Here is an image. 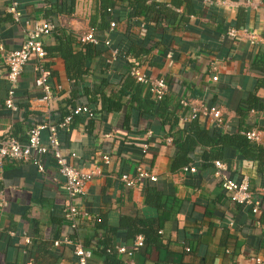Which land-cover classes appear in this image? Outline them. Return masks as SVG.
I'll use <instances>...</instances> for the list:
<instances>
[{
    "label": "crops",
    "instance_id": "crops-1",
    "mask_svg": "<svg viewBox=\"0 0 264 264\" xmlns=\"http://www.w3.org/2000/svg\"><path fill=\"white\" fill-rule=\"evenodd\" d=\"M17 1L21 19L31 20L44 18L50 4L61 0ZM153 1L164 5L156 23L145 24L141 15L123 18L111 29L94 30V35L122 46L128 44L127 38L144 41L147 52L138 53L136 60L146 75L164 78L168 91L162 99L172 117L185 112L178 108L181 96L193 105H214L222 114L220 128L203 116L196 119L209 134L255 130L259 140L250 141L264 148V61H260L264 0ZM7 3L0 0V137L11 135L24 143L27 129L43 120L46 109L52 120H58L70 107L85 105L92 115H75L58 138L64 154L75 153L76 167L95 174L85 183L83 194L72 201L50 157L40 156L42 172L29 161L4 158L0 264H73L74 244L90 251L87 264H264V194L256 192L264 186V163L259 169L256 160L221 161L227 178L247 179L259 200L257 213L231 201L213 170L169 171L174 152L169 125L139 112L129 93L120 94L128 56H118L106 67L101 66L100 53L91 60L87 74L74 82L67 78L63 60L46 53L48 81L61 87L56 97L46 107L30 103L38 91L28 62L13 95L18 111L3 107L8 88L4 54L24 39L23 22L12 21L5 11ZM95 6L96 0H74L72 11L49 18L52 29L78 38L90 28ZM53 43L54 34L42 37L43 46ZM211 75H216V81ZM130 78L131 86L125 90L131 93L138 83ZM138 85L140 97L149 95ZM102 98L117 108L103 109ZM252 98L257 108L246 109L245 101ZM184 122L179 119L173 131ZM102 155L108 157L107 164ZM137 164L156 179L124 186L119 176L133 177ZM70 203L78 209L74 227L62 217ZM142 223L156 229L158 245L143 242L130 256L117 253L115 247L131 244V230ZM99 235L107 239L116 257H104L95 248Z\"/></svg>",
    "mask_w": 264,
    "mask_h": 264
},
{
    "label": "built area",
    "instance_id": "built-area-1",
    "mask_svg": "<svg viewBox=\"0 0 264 264\" xmlns=\"http://www.w3.org/2000/svg\"><path fill=\"white\" fill-rule=\"evenodd\" d=\"M5 11L10 15L13 22H23L24 39L18 48L8 50L4 54L8 88L3 100V107L10 112L18 111V107L14 103L13 95L19 82L23 66L28 62H32L33 84L38 91V95L31 97L29 101L31 104L39 103V105L41 104L46 107L51 100L56 97L61 88L58 84L53 86L49 83V71L45 66L47 54L42 45V37L50 34L52 25L43 18L22 20L17 0H8ZM114 25V21H109V29L113 28ZM229 33L234 35V31H229ZM77 40L80 43L89 42L96 44L98 38L94 35V29L89 28L84 34L80 35ZM101 41L106 47L110 45V41L106 37ZM1 50L2 47L0 46V51ZM109 52V57L105 59L108 65L119 55L116 48H110ZM126 69L128 75L134 82L141 84L147 89L151 99L157 101L166 95L168 87L164 78L146 75L140 65L127 66ZM210 78L212 81H216L217 79L216 75H211ZM177 104L180 110H185L179 117V119L183 121L193 120L197 119L199 116H203L217 128H220L223 123L221 111L214 105H207L204 103L193 105L182 96L178 99ZM81 113L85 114L87 117L92 115L87 106L75 105L70 108L69 113L63 118L52 120L50 112L46 109L44 111L43 120L33 124L27 129V138L24 143L19 142L11 135L0 137V166L2 160L8 158L29 161L35 167L36 171L42 172L44 167L40 161V156H48L53 160L58 174L62 177V185L67 197L73 201L83 194L85 183L95 172L92 170L80 169L73 164L72 160L76 155L74 152L68 154L62 152L58 133L61 130H68V125L72 116ZM43 132H45L44 137H42ZM244 135L249 140H259V133L255 130L246 131ZM142 147L143 151H145L147 147L146 143L143 144ZM101 158L103 163H108V157L106 155H102ZM213 168V174L220 180L221 187L229 193V199L237 204L247 206L251 213H257L259 200L250 189L247 179L242 177L239 181H233L227 178L222 173L224 165L219 160L213 161ZM182 170L193 172L195 171V167L190 165L183 167ZM144 179L154 181L156 178L152 173L138 164L135 166L133 177H129L125 173L119 176L120 182L126 187H130ZM256 192L260 195L264 194V186L257 188ZM3 204L2 202V205ZM77 215L78 209L74 203H70L68 207L62 211V217L69 222L71 227L75 226ZM229 224L231 223L229 222ZM63 241L65 243H70L67 239H63ZM142 244L141 236L137 235L131 247L118 245L115 247V251L130 256L135 250L142 246ZM72 246V254L74 257L73 264H87L90 251L82 248L79 244H74Z\"/></svg>",
    "mask_w": 264,
    "mask_h": 264
},
{
    "label": "trees",
    "instance_id": "trees-1",
    "mask_svg": "<svg viewBox=\"0 0 264 264\" xmlns=\"http://www.w3.org/2000/svg\"><path fill=\"white\" fill-rule=\"evenodd\" d=\"M73 7L74 0H61L58 3H51L44 13L45 17L43 19L50 23L49 18L55 14L70 12L73 10ZM163 13L164 5L153 0H96L94 15L90 19V28L95 31H104L109 28V21L117 22L123 18L129 20L131 18H137L140 15L143 17L145 24H153L157 22ZM52 28L50 34H54V43L49 46L44 45L43 48L49 56L58 55L63 60L65 74L68 79L74 82L81 80L87 74L91 60L93 57L99 56L100 53H102L100 59L101 66L107 67L108 64L105 62V59L109 57L110 48H116L118 50V56L122 58L128 56L125 59L127 66L139 65V62L136 60L138 53L147 52L144 41L140 39L127 38L125 36L128 39L129 47L127 46L128 44L122 46L115 42H111L108 47H104L100 39H98L96 44L89 42L80 43L77 38L64 34L62 29ZM260 61H264V56L260 58ZM125 74L127 76L124 77L120 94L129 93V97L135 100L139 112L143 111L149 117L154 115L160 118L162 123L169 125L171 142L174 145V152L169 163V171L182 170L183 167L190 165L195 166L198 170L212 171L214 160L223 161L228 164L232 157L256 160L258 168H261L264 163V148L247 139L244 133L214 132L209 134L205 128L199 125L196 119L185 121L182 127L173 131L179 118L174 117V115L173 117L171 116L172 111L168 109V103L163 99L155 101L150 98L148 93L140 97L141 92L138 84L133 85V92L130 93L129 89L126 91L125 89L130 87L132 82L128 80L130 76L127 70ZM131 80L133 81V79ZM253 100L254 98L245 101L244 106L246 109L257 108V105L254 102L252 103ZM101 107L103 109H112L117 108V105L112 106L108 100L102 98ZM68 113L69 111L64 115H60L59 119ZM155 204L159 206L158 203ZM124 220L126 219L124 218ZM142 226L131 230L130 242L132 243L126 245L124 242L123 246L131 247L137 235L141 236L142 242H146L149 245H158L156 241V229L151 224L146 225L142 223ZM95 227L98 229L101 227V224L97 223ZM95 248H98L104 257H116L115 252L109 249L107 239L101 237V235L96 237Z\"/></svg>",
    "mask_w": 264,
    "mask_h": 264
}]
</instances>
